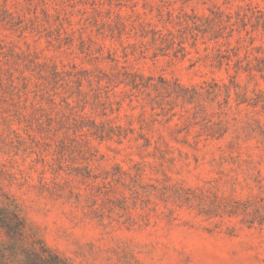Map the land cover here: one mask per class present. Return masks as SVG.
<instances>
[{"label":"rangeland","instance_id":"obj_1","mask_svg":"<svg viewBox=\"0 0 264 264\" xmlns=\"http://www.w3.org/2000/svg\"><path fill=\"white\" fill-rule=\"evenodd\" d=\"M0 264H264V0H0Z\"/></svg>","mask_w":264,"mask_h":264}]
</instances>
